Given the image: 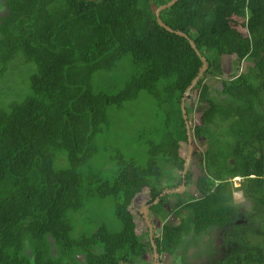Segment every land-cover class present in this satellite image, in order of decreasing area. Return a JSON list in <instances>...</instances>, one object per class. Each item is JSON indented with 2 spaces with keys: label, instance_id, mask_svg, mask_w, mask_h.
Returning <instances> with one entry per match:
<instances>
[{
  "label": "trees",
  "instance_id": "obj_1",
  "mask_svg": "<svg viewBox=\"0 0 264 264\" xmlns=\"http://www.w3.org/2000/svg\"><path fill=\"white\" fill-rule=\"evenodd\" d=\"M171 1L1 3L0 264H152L155 249L158 264H264V0L162 10L189 39L157 21ZM141 98L155 114L122 144L145 165L127 150L103 157L106 131ZM188 131L200 148L185 170ZM107 198L118 233L82 213Z\"/></svg>",
  "mask_w": 264,
  "mask_h": 264
},
{
  "label": "rangeland",
  "instance_id": "obj_2",
  "mask_svg": "<svg viewBox=\"0 0 264 264\" xmlns=\"http://www.w3.org/2000/svg\"><path fill=\"white\" fill-rule=\"evenodd\" d=\"M4 0H0V5ZM3 14V10L0 9V15ZM118 71V70H117ZM114 72L112 74H110L111 79L115 80V84L118 85V87H120L124 80H125V75L124 72H122V75H120V72ZM210 85H212V87H215L216 83L215 82H210ZM195 98V97H194ZM193 98V99H194ZM155 110L151 108V103L150 101L146 100L145 98H141L139 103H137L131 110L130 115H128V113L126 112L125 116H117L116 119V126L115 129L116 131L114 132L113 130L111 131H106L107 132V137L106 139H108V144L105 143V145L102 147L99 145V154L101 152V155L103 157H107L108 155H111L114 151L113 150H127L129 151V153L131 154V156H136L138 163H140L141 165H145V158L143 157V155L136 153V149H127L124 147V145L122 144V142H124L123 140L125 138L128 139V143L131 142V135L133 132L136 131L135 127L141 125L140 122L141 121H147L150 120V117H152L155 113ZM123 117H128L129 119H134V121L129 125V128L126 129V123L124 124V126L122 127V121L121 119H123ZM140 121V122H139ZM117 136H121L122 135V140L119 138L115 137V134ZM133 144V143H130ZM197 145H199V142L196 143ZM192 145V144H191ZM200 147L199 146H191V150L192 152L194 150H198ZM241 179L239 180L238 178H236L233 183L235 186H239ZM186 198V196L184 197ZM87 207L90 210H84L82 213H87L89 211H95L96 215L99 217V219L96 218L97 221L102 222L103 224H105L108 229L113 232V233H118L121 231L122 229V224L120 223V221L116 218L115 216V210H114V202L112 199L107 198V199H98V200H93L91 202L87 203ZM75 219V224L76 222L79 220L82 223V217L80 215L74 217ZM159 226V223H156ZM81 227V224H77L76 227ZM204 241L202 243V247L203 249H209L210 251H212V253L214 252L213 250L216 247H219L221 245V241H222V237L220 235H217L215 232L212 233L210 236L204 237L203 238ZM148 248V247H147ZM188 252H187V257H188V261H190V263H194V257L193 255L199 253V251H194L193 248L191 246H189L188 248ZM211 255V254H210ZM208 255L207 258L210 256ZM147 258L151 259L152 262H154V258L152 259L151 255L149 256V254L146 256ZM151 262V261H150ZM172 263V259L166 258L164 263L161 264H170ZM175 264H181L180 260L178 259V261Z\"/></svg>",
  "mask_w": 264,
  "mask_h": 264
},
{
  "label": "water",
  "instance_id": "obj_3",
  "mask_svg": "<svg viewBox=\"0 0 264 264\" xmlns=\"http://www.w3.org/2000/svg\"><path fill=\"white\" fill-rule=\"evenodd\" d=\"M177 1H179V0H173V1H171V2H169L168 4H166V5H164V6H161V7H159L157 10H156V12H155V14H156V17H157V21H158V23L165 29V30H167V31H169V32H171V33H175L176 35H180V36H183V37H185V38H188V36L186 35V34H184V33H182V32H178V31H174V30H172L169 26H167L165 23H163V21L160 19V17H159V14H160V12L162 11V10H164V9H166V8H168V7H170V6H172L174 3H176ZM189 39V38H188ZM190 43H191V45H192V47L194 48V50L198 53V51L196 50V48H195V45L193 44V42L192 41H190ZM199 54V53H198ZM201 60H202V63H203V66H202V69H201V71H200V73H199V76L194 80V82H193V85L197 82V80H198V78L202 75V73L206 70V68H207V62L201 57ZM193 85L191 86V87H193ZM191 89V88H190ZM189 89V90H190ZM183 109V117H184V119H186V115H185V110H184V108H182ZM186 128H187V130L189 129V124L187 123V121H186ZM187 135H188V142H189V154H188V157H187V162H186V165H185V170L187 169V166L189 165V162H190V158H191V155H192V150H191V139H190V132L188 131V133H187ZM184 175H185V173H183V177H184ZM185 189H186V186H185V184H184V181L182 182V184L178 187V189H176V190H174V191H177V192H183V191H185ZM169 192H171V191H166L165 193H169ZM158 202V199H156L155 201H154V203L153 204H155V203H157ZM151 205H149V206H146L144 209H143V214H144V217H145V219H146V221H147V224H148V226H149V232H150V234H152V226H151V222H150V220H149V218H148V210H149V207H150ZM152 236V235H151ZM154 247V246H153ZM158 258H159V254L157 253V251L156 250H154V262H153V264H157V261H158Z\"/></svg>",
  "mask_w": 264,
  "mask_h": 264
},
{
  "label": "clouds",
  "instance_id": "obj_4",
  "mask_svg": "<svg viewBox=\"0 0 264 264\" xmlns=\"http://www.w3.org/2000/svg\"><path fill=\"white\" fill-rule=\"evenodd\" d=\"M236 178H234L233 179V181L235 180ZM239 179H241V178H239ZM149 218V217H148ZM151 222V221H150ZM155 225H157L156 223H155ZM151 226H152V228H153V225H152V223H151ZM152 235V236H151ZM149 236H150V238L152 239V237H153V230H152V234H150L149 233ZM152 246H154V249H155V245L152 243ZM156 250V249H155ZM157 264H158V261H157Z\"/></svg>",
  "mask_w": 264,
  "mask_h": 264
},
{
  "label": "crops",
  "instance_id": "obj_5",
  "mask_svg": "<svg viewBox=\"0 0 264 264\" xmlns=\"http://www.w3.org/2000/svg\"><path fill=\"white\" fill-rule=\"evenodd\" d=\"M149 256H150V254H149ZM146 259H148L149 261H151V259H149V258H147V257H146ZM152 259H153V258H152ZM152 264H153V262H152Z\"/></svg>",
  "mask_w": 264,
  "mask_h": 264
},
{
  "label": "built area",
  "instance_id": "obj_6",
  "mask_svg": "<svg viewBox=\"0 0 264 264\" xmlns=\"http://www.w3.org/2000/svg\"><path fill=\"white\" fill-rule=\"evenodd\" d=\"M239 179V178H238ZM240 180V179H239Z\"/></svg>",
  "mask_w": 264,
  "mask_h": 264
}]
</instances>
